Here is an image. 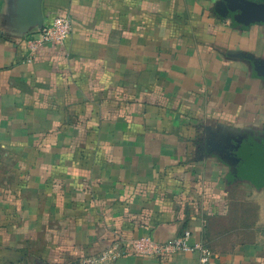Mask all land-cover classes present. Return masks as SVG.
Instances as JSON below:
<instances>
[{
    "label": "crops",
    "instance_id": "obj_1",
    "mask_svg": "<svg viewBox=\"0 0 264 264\" xmlns=\"http://www.w3.org/2000/svg\"><path fill=\"white\" fill-rule=\"evenodd\" d=\"M227 7L0 0V264L186 233L207 264H264V20ZM56 14L73 34L28 63L24 38Z\"/></svg>",
    "mask_w": 264,
    "mask_h": 264
},
{
    "label": "built area",
    "instance_id": "obj_2",
    "mask_svg": "<svg viewBox=\"0 0 264 264\" xmlns=\"http://www.w3.org/2000/svg\"><path fill=\"white\" fill-rule=\"evenodd\" d=\"M74 31L72 19L63 14H56L50 21L44 23L36 33H30L24 38L27 51V62L33 63L46 49L63 47ZM191 235L184 234L171 242H160L146 236L133 239H113L109 246L96 256L82 257L81 264H117L124 256L155 258L168 260L180 254L199 252L201 264L210 260V252L202 245H192Z\"/></svg>",
    "mask_w": 264,
    "mask_h": 264
},
{
    "label": "water",
    "instance_id": "obj_3",
    "mask_svg": "<svg viewBox=\"0 0 264 264\" xmlns=\"http://www.w3.org/2000/svg\"><path fill=\"white\" fill-rule=\"evenodd\" d=\"M228 3L227 11L239 12L242 15V22L248 23L255 17L264 20V4L246 3L244 0H225ZM43 22L40 26H44Z\"/></svg>",
    "mask_w": 264,
    "mask_h": 264
},
{
    "label": "rangeland",
    "instance_id": "obj_4",
    "mask_svg": "<svg viewBox=\"0 0 264 264\" xmlns=\"http://www.w3.org/2000/svg\"><path fill=\"white\" fill-rule=\"evenodd\" d=\"M246 3H259L264 4V0H244Z\"/></svg>",
    "mask_w": 264,
    "mask_h": 264
}]
</instances>
